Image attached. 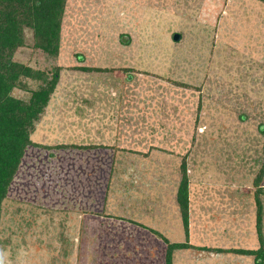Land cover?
Wrapping results in <instances>:
<instances>
[{
  "label": "rangeland",
  "instance_id": "rangeland-1",
  "mask_svg": "<svg viewBox=\"0 0 264 264\" xmlns=\"http://www.w3.org/2000/svg\"><path fill=\"white\" fill-rule=\"evenodd\" d=\"M26 38L13 60L60 73L2 204L0 264H165L161 237L192 246L173 264H254L230 250L264 242V3L66 0L57 58Z\"/></svg>",
  "mask_w": 264,
  "mask_h": 264
},
{
  "label": "trees",
  "instance_id": "trees-1",
  "mask_svg": "<svg viewBox=\"0 0 264 264\" xmlns=\"http://www.w3.org/2000/svg\"><path fill=\"white\" fill-rule=\"evenodd\" d=\"M264 3V0H259ZM66 0H0V219L3 201L18 171L25 151L32 146L40 147L30 140L36 124L41 119L59 81L60 67L51 70L34 69L13 60L18 49L27 42V31L31 32L32 46L49 58H57L60 47V31ZM79 70L102 71L99 68H79ZM34 82L35 89L28 87ZM14 89L29 93L27 101L12 95ZM243 119V117H241ZM264 134V125L261 126ZM42 147V146H41ZM180 181L175 202L178 207L185 238L189 231V178L183 157L180 165ZM257 187V228L261 226V203L259 193L264 188ZM152 232V230L148 229ZM155 233L156 232H152ZM260 246L256 250L234 249L230 252L253 258L254 264H264V242L258 231ZM160 237V236H159ZM166 244L165 264H173L176 251L192 248L188 241ZM224 252V251H220Z\"/></svg>",
  "mask_w": 264,
  "mask_h": 264
},
{
  "label": "water",
  "instance_id": "water-1",
  "mask_svg": "<svg viewBox=\"0 0 264 264\" xmlns=\"http://www.w3.org/2000/svg\"><path fill=\"white\" fill-rule=\"evenodd\" d=\"M179 35H174V37H173V39L175 40V41H177V40H179Z\"/></svg>",
  "mask_w": 264,
  "mask_h": 264
}]
</instances>
